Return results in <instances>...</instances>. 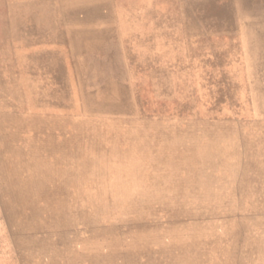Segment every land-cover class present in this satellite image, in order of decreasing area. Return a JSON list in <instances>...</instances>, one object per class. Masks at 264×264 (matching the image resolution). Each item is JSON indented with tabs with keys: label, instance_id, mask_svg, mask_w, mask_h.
<instances>
[{
	"label": "rangeland",
	"instance_id": "rangeland-1",
	"mask_svg": "<svg viewBox=\"0 0 264 264\" xmlns=\"http://www.w3.org/2000/svg\"><path fill=\"white\" fill-rule=\"evenodd\" d=\"M0 264H264V0H0Z\"/></svg>",
	"mask_w": 264,
	"mask_h": 264
}]
</instances>
